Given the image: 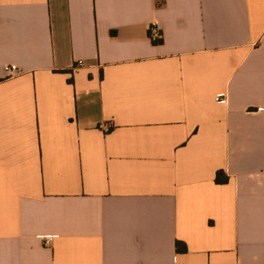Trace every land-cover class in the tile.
I'll list each match as a JSON object with an SVG mask.
<instances>
[{
  "label": "crops",
  "instance_id": "obj_1",
  "mask_svg": "<svg viewBox=\"0 0 264 264\" xmlns=\"http://www.w3.org/2000/svg\"><path fill=\"white\" fill-rule=\"evenodd\" d=\"M258 108L264 0H0V264H264Z\"/></svg>",
  "mask_w": 264,
  "mask_h": 264
},
{
  "label": "built area",
  "instance_id": "obj_2",
  "mask_svg": "<svg viewBox=\"0 0 264 264\" xmlns=\"http://www.w3.org/2000/svg\"><path fill=\"white\" fill-rule=\"evenodd\" d=\"M150 35H151V37L153 38V40H154V39H159V38H161V30H160V28H159V26H158L157 23H154V24L151 26V28H150ZM84 64H85V61H84L83 59H79V60L76 62L75 66H76V67H81V66H83ZM7 70H8V72L10 73V75L13 76V75H15V74L18 73V66L15 65V64H14V65H11L10 67L7 68ZM221 101H224V99L221 100ZM258 109L264 111V108H258ZM105 129H106V130H109L110 128L106 127ZM47 241H48V242H51L52 239L49 238Z\"/></svg>",
  "mask_w": 264,
  "mask_h": 264
},
{
  "label": "trees",
  "instance_id": "obj_3",
  "mask_svg": "<svg viewBox=\"0 0 264 264\" xmlns=\"http://www.w3.org/2000/svg\"><path fill=\"white\" fill-rule=\"evenodd\" d=\"M162 42H163V38H159V39H154L153 40V43H155V44H159V43H162ZM217 181L219 183L220 182H226V181H228V176H226L223 171H219L218 174H217Z\"/></svg>",
  "mask_w": 264,
  "mask_h": 264
}]
</instances>
